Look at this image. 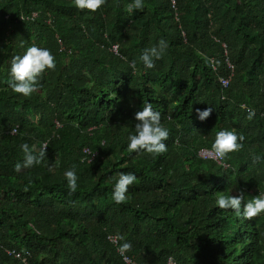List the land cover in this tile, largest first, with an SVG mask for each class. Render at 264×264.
Returning a JSON list of instances; mask_svg holds the SVG:
<instances>
[{
    "label": "trees",
    "instance_id": "obj_1",
    "mask_svg": "<svg viewBox=\"0 0 264 264\" xmlns=\"http://www.w3.org/2000/svg\"><path fill=\"white\" fill-rule=\"evenodd\" d=\"M129 3L91 12L73 0H0V245L27 251L29 264H129L125 242L135 264H264V213L216 205L217 192L243 190L242 213L264 193V0H144L133 13ZM161 38L166 53L146 68L140 57ZM33 45L56 68L25 97L9 87L11 59ZM146 102L169 130L161 155L127 150ZM221 130L245 137L226 167L198 154ZM23 143L46 155L17 172ZM121 173L137 180L117 204ZM0 264L21 263L0 247Z\"/></svg>",
    "mask_w": 264,
    "mask_h": 264
},
{
    "label": "clouds",
    "instance_id": "obj_2",
    "mask_svg": "<svg viewBox=\"0 0 264 264\" xmlns=\"http://www.w3.org/2000/svg\"><path fill=\"white\" fill-rule=\"evenodd\" d=\"M75 7L81 11L89 10L91 12L98 11L104 6L106 0H73ZM126 11L133 13L136 10L143 11L145 5L144 0H132L127 4ZM168 43L161 38L156 46H152L143 51L140 59L146 68H154L155 60L163 58ZM210 63V61H209ZM135 68V61L132 62ZM56 68L55 57L49 49L38 46H30L22 55H15L11 59L9 87L14 93L21 94L25 97L31 96L37 90L38 78L47 71H54ZM197 118L201 121L211 116L212 108L205 110L196 109ZM255 115L249 112L248 119L251 120ZM135 119L138 121L135 125V134L128 137L129 143L127 150L130 153L147 152L152 155H161L167 152L165 141L169 137V130L164 127L161 122V114L153 110L152 104L146 102L142 106L141 111L135 113ZM13 133L16 129L12 130ZM245 139L243 135H237L235 131L221 130L216 133L215 142L212 145L208 155L213 156L218 161L224 160L230 153L238 152L242 149V141ZM47 145L41 147L39 151L28 143L20 145L23 152V162H17L15 170L20 172L24 168H31L40 164L46 155ZM204 151V150H202ZM75 165L67 170L64 175L67 180V187L71 193H75L78 188V177L75 171ZM49 171H52L49 168ZM137 180L135 174L121 173L112 192V199L117 203H124L127 199L126 193L129 187ZM244 200V192L240 191L239 195H226L224 192H217L216 205L222 210H233L237 215L243 216L245 219H253L261 213H264V193L256 196L253 200L244 204L241 213V207ZM131 244L123 243L119 247L121 254L129 251Z\"/></svg>",
    "mask_w": 264,
    "mask_h": 264
},
{
    "label": "built area",
    "instance_id": "obj_3",
    "mask_svg": "<svg viewBox=\"0 0 264 264\" xmlns=\"http://www.w3.org/2000/svg\"><path fill=\"white\" fill-rule=\"evenodd\" d=\"M36 13H34L35 15ZM48 22H50V20H48ZM111 50L116 53L117 52V46L116 45H113L111 47ZM229 69L232 70V66L231 65H228ZM231 76H232V73H231ZM228 81H229V77L228 78H223V77H220V82L222 84L223 87L227 86L228 85ZM12 134H15L12 132ZM45 144H42V146H44ZM204 150V151H202ZM211 149H205V148H202L198 151V154L199 156L202 158V159H211V160H214L215 162H217L218 164H221L223 165L224 167H226L225 164H223L222 161H218L217 159H215L213 156H210L208 155V151H210ZM85 152H87L88 150L87 149H84ZM109 242L113 245V246H116L117 245V241H116V238H113V237H109L108 238ZM0 247L5 250V252L11 256L12 258L16 259V260H19V262L21 264H29L28 262V257H29V254L27 251H24V253L20 252V251H15L11 248H7V247H2L0 245ZM120 255L122 256V260L124 263H129V264H135L134 262H132L131 260L127 259L126 257H124L121 253ZM166 264H175L174 260L169 257Z\"/></svg>",
    "mask_w": 264,
    "mask_h": 264
}]
</instances>
